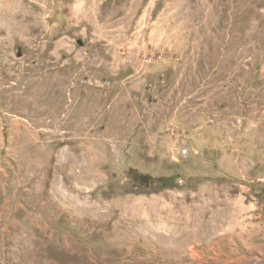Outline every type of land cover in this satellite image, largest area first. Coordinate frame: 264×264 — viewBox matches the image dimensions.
Returning a JSON list of instances; mask_svg holds the SVG:
<instances>
[{"label":"rangeland","instance_id":"1","mask_svg":"<svg viewBox=\"0 0 264 264\" xmlns=\"http://www.w3.org/2000/svg\"><path fill=\"white\" fill-rule=\"evenodd\" d=\"M0 264H264V0H0Z\"/></svg>","mask_w":264,"mask_h":264},{"label":"trees","instance_id":"2","mask_svg":"<svg viewBox=\"0 0 264 264\" xmlns=\"http://www.w3.org/2000/svg\"><path fill=\"white\" fill-rule=\"evenodd\" d=\"M161 181H168V179H160ZM170 181H168L169 183H170V186H175V185H173V183H172V179H169Z\"/></svg>","mask_w":264,"mask_h":264}]
</instances>
